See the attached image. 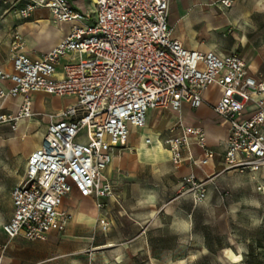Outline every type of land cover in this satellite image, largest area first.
Segmentation results:
<instances>
[{
    "label": "built area",
    "instance_id": "1",
    "mask_svg": "<svg viewBox=\"0 0 264 264\" xmlns=\"http://www.w3.org/2000/svg\"><path fill=\"white\" fill-rule=\"evenodd\" d=\"M17 1L24 2L17 16L28 19L45 9L54 24L68 29L58 45L38 56L20 40L11 41L10 70L0 68V81L10 83L0 88V112L7 102L20 100L14 115L0 113V122L33 120L32 93L69 96L74 102L48 116L40 144L28 154L23 176L10 191L12 214L1 225L8 240L45 241L53 232L63 233L71 220L63 200L73 191L97 200L114 197L105 170L128 147L132 131L146 126L151 111L179 115L181 135L166 141L174 164L185 149L195 165L193 146L202 151L196 166L212 162L215 152L207 147L203 129L183 127L180 119L184 105L207 104L210 87L219 90L212 111L227 125L224 167L264 169V78L253 75L236 52L187 48L169 25L172 0H90L85 13L69 0L11 4ZM234 2L214 0V5L228 10Z\"/></svg>",
    "mask_w": 264,
    "mask_h": 264
},
{
    "label": "rangeland",
    "instance_id": "2",
    "mask_svg": "<svg viewBox=\"0 0 264 264\" xmlns=\"http://www.w3.org/2000/svg\"><path fill=\"white\" fill-rule=\"evenodd\" d=\"M12 1L0 0V11L8 9ZM86 1L89 6L90 0ZM188 9L186 17L180 16V9L176 17H169L175 36L187 48L194 49V43H198L224 54L236 52L253 75L264 76V0H237L225 15L200 3ZM200 13L214 17H200ZM37 19L0 17V59L7 60L10 43L15 39L32 49L34 41L29 30L20 31V27L33 26ZM208 23L220 29L208 31ZM33 99L37 101L38 109L34 107L33 113L38 123L0 122V252L3 246L6 252L15 242L8 240L1 229L11 214L10 191L20 182L28 151L40 143L38 133L43 132L46 118L51 115L41 113L39 104L45 107V102L51 112L68 102L39 96ZM0 113L14 115L16 108ZM178 118L176 113L155 110L149 113L146 126L133 130L132 135L138 140L141 131L161 140L169 150L166 141L181 135ZM171 128L173 131H169ZM137 140L117 155L119 163L109 170L114 199H94L103 205L100 216L110 217L109 228L102 230L97 222L88 224L94 223V218L82 217L77 211V219L87 223L75 224V243L58 233H51L45 241H21L13 248L20 264H264V171L228 170L222 155L216 153L212 164L198 167L202 151L196 146L191 147L195 165L187 160L185 149L178 164L169 156L162 163L152 164L134 155ZM144 195H153V202ZM150 206L154 207L153 213ZM227 249L240 257L237 262L229 261L224 252Z\"/></svg>",
    "mask_w": 264,
    "mask_h": 264
},
{
    "label": "crops",
    "instance_id": "3",
    "mask_svg": "<svg viewBox=\"0 0 264 264\" xmlns=\"http://www.w3.org/2000/svg\"><path fill=\"white\" fill-rule=\"evenodd\" d=\"M77 1V2H75ZM236 1L234 2V5L231 9L228 10H220L217 6L214 5V0H172L171 6H170V11H169V17H176L177 16V10L180 9L182 11L183 14H180L181 17H186V13L189 10L188 8L191 6H195L200 4L203 5H207L210 7H213V9L215 11L220 12L222 15H225L226 12L231 11L235 4ZM70 5L73 7V9L83 12L84 9H86V11L90 8V5L88 6V3L86 0H69ZM6 4V3H5ZM3 5L0 3V9ZM15 7H24V2L22 1H17L15 4H11V2L9 3V8L8 9H3V12L0 11V17H18L16 14H14L15 11H17L20 8H15ZM43 11H47L45 9H38L36 10L32 16L31 19L35 20V19H40L41 17H46V18H41V19H47V20H51V17L48 13V11L46 12V16H42L43 15ZM201 15H208L210 17H214L211 14H204V13H200V17ZM31 20V21H32ZM169 21V18H168ZM50 22V21H49ZM52 22V20H51ZM54 26H53V25ZM52 24L50 23L51 27L56 31L61 33V37H63L68 29V25L67 24H54L52 22ZM170 27H172L173 29V33H174V27H173V20L170 22ZM175 36V33H174ZM60 37V38H61ZM176 37V36H175ZM46 45V46H45ZM52 46H49L48 44L45 43H32V49H28L27 47L24 46V48L31 52L32 55H34V53H37L38 55H40L41 53L46 52L48 49H50ZM221 53V52H220ZM7 60L5 59H0V68H3L6 71L10 70V65L8 63L7 65ZM257 77H261L259 75H255ZM261 78H264V76H262ZM10 87V83L8 81H0V88H9ZM34 96H39L40 98H44L46 99V97H49V99L47 98L46 100L52 101V100H62V99H67L68 102L63 106V107H56L53 108L51 112H48V108L46 103L45 107L43 105V108L39 109V111H41V113H43L44 115L46 113H55L57 111L63 110L65 109L67 106H69L71 103L74 102V98L73 97H69V96H65V97H57V96H49V95H45L44 93L41 92H37V93H32L30 95L31 98V102H32V110L34 107L37 108L36 104L37 101H34ZM204 98L207 101V104L199 107L198 109H191L189 108L187 105H184L183 107V111L180 114V119H181V123L182 125H184L185 127H192V128H202L204 133H205V143L207 145V147H209L210 149H212L216 154H220L223 156L224 154V146H223V140L226 136V129H227V125L223 122H221L219 119L216 118V116L214 115L213 111H212V106L216 103V101L219 98V90L216 87H210L207 89V92H205L204 94ZM18 101H9L6 104V108H15V104H17ZM38 109V108H37ZM153 112V111H151ZM149 112V113H151ZM164 112H171V113H175L172 111H164ZM177 114V113H176ZM149 115V114H148ZM178 115V114H177ZM148 119V117H147ZM33 121L38 123V120L33 119ZM48 123V118H46V121L44 123V129L43 132L41 133V138L42 135L44 133L45 130V126ZM40 138V141H41ZM136 139L137 137L131 135L128 141V144H130L132 142V140ZM40 144V143H39ZM38 144V145H39ZM35 146L33 148H31L28 151V154L36 147ZM120 161V157L115 155L112 159L111 164L107 167V169L105 170L104 175L111 181L110 179V174H109V167L111 166L112 170L113 168L119 163ZM213 162H210L209 164H212ZM264 171V170H261ZM256 176V175H255ZM15 186V185H14ZM70 196L74 197V200H69L68 198ZM78 193L76 191H73L71 194L67 195L64 200H63V207L65 208V210L70 214L71 216V220L66 228V230L63 233H58L59 235H63L62 237L68 241L73 240L72 242L75 243V224L78 223H82L85 221H79L76 217V212L82 208H84L85 212L91 216L92 218H94L95 222L94 223H88V224H95L96 222L98 223V226H100L101 223H106L107 224V228H109L110 226V217L107 216H100L101 212L100 209L102 207H98L95 204V200L93 198H84V197H80L81 199L79 200V198H77ZM151 196L153 197V199L151 198ZM114 199V197L112 198H101L98 201L100 202L105 201V202H111ZM144 199L148 200L150 203L153 202L154 200V196L153 195H144ZM85 200V202H84ZM90 202H87V201ZM11 201V199H10ZM87 202V203H86ZM98 202V203H99ZM84 204V205H83ZM88 205V208H87ZM150 209L151 206H150ZM94 212V213H93ZM11 214H12V205H11ZM10 214V216H11ZM10 216L7 218V220L10 218ZM87 223V222H85ZM53 233H57V232H53ZM14 245H9L7 248V251L3 252V263L4 264H20L21 260L19 258H16L15 252H13V248L21 241H26V242H30L27 240H24L22 238H17L14 239ZM37 242V241H35ZM6 248V247H5ZM6 250V249H5ZM117 250V249H116ZM75 252V251H74ZM40 262H42V258L39 259Z\"/></svg>",
    "mask_w": 264,
    "mask_h": 264
},
{
    "label": "bare ground",
    "instance_id": "4",
    "mask_svg": "<svg viewBox=\"0 0 264 264\" xmlns=\"http://www.w3.org/2000/svg\"><path fill=\"white\" fill-rule=\"evenodd\" d=\"M47 19H41V18L37 19V21L33 22V26H29V24H25L28 28H24L21 26L20 31L28 29L29 30L28 33H29L31 39L34 41V43H45L46 42V44H48L49 46L54 45L52 47H55L56 45H58L62 41L63 37H61L60 32L56 31V29L54 30L51 27L50 23L52 24V22L50 19L49 20H47ZM206 26H207L208 31H214V30L220 29V27H217V26L213 25L212 23H208ZM193 47H194V49H198L202 52H209L210 51V48L208 46L199 45L198 43H196V44L194 43ZM39 105L41 106V108H43L42 103H40ZM41 111H43V110H41ZM138 133H140V134L138 136V140L136 142V145L134 146V151H135L134 155L139 160H146V161L151 162L152 164H157V163L164 162L165 158L167 156L170 157V151L163 147V145L160 142L161 140L159 141L157 139H152L151 136L147 137L144 134H142L141 131H138ZM38 134L41 136V132ZM203 138L205 141L206 137H205L204 131H203ZM149 140H150V144L148 143ZM109 170H112L111 166L109 167ZM260 170H264V169H260ZM254 180L257 181V179L255 177H254ZM261 190L264 191V187H262ZM151 198L153 199L152 196H151ZM84 202H85V200H84ZM95 204L98 208V205L96 202H95ZM151 208H152L151 213H153L154 207L151 206ZM78 213L80 216L90 219V216L85 212L84 208L81 207V209L78 210ZM182 222L186 223L185 221H182ZM106 247H113V245H106ZM116 251L118 253L119 249H117ZM224 252H225L226 256L228 257L229 261L232 263L237 262L240 258L236 254H234L232 251H230L229 249L225 250ZM118 255H117V257H118Z\"/></svg>",
    "mask_w": 264,
    "mask_h": 264
}]
</instances>
